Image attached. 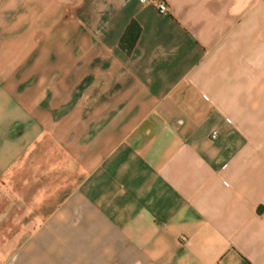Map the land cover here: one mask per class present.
<instances>
[{"label": "crops", "instance_id": "crops-1", "mask_svg": "<svg viewBox=\"0 0 264 264\" xmlns=\"http://www.w3.org/2000/svg\"><path fill=\"white\" fill-rule=\"evenodd\" d=\"M163 1L0 0V264H264V0Z\"/></svg>", "mask_w": 264, "mask_h": 264}, {"label": "trees", "instance_id": "trees-1", "mask_svg": "<svg viewBox=\"0 0 264 264\" xmlns=\"http://www.w3.org/2000/svg\"><path fill=\"white\" fill-rule=\"evenodd\" d=\"M141 28L135 21H132L126 28L119 41L120 48L127 54H131L140 36Z\"/></svg>", "mask_w": 264, "mask_h": 264}, {"label": "built area", "instance_id": "built-area-1", "mask_svg": "<svg viewBox=\"0 0 264 264\" xmlns=\"http://www.w3.org/2000/svg\"><path fill=\"white\" fill-rule=\"evenodd\" d=\"M147 1H150L153 4H155V6L157 7V9L161 13H165L168 10L167 4L163 0H147ZM217 136H218V134L216 132H214L212 134V138H217Z\"/></svg>", "mask_w": 264, "mask_h": 264}]
</instances>
